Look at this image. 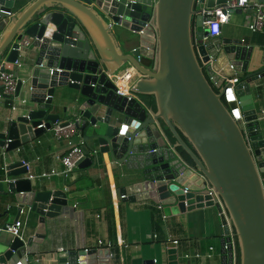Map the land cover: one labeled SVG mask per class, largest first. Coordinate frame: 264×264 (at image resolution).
<instances>
[{
  "label": "water",
  "instance_id": "water-1",
  "mask_svg": "<svg viewBox=\"0 0 264 264\" xmlns=\"http://www.w3.org/2000/svg\"><path fill=\"white\" fill-rule=\"evenodd\" d=\"M224 2L206 0V5ZM13 10L14 0H0V18H4L0 58L16 61L18 42L32 39L26 49H32L29 100L36 108L9 122L6 131L0 132V147L9 139V151L49 130L58 118L47 111L53 97L71 98L77 106L62 124L72 120L81 133L85 157L76 163L77 169L92 166L96 157L106 155L125 167L120 176L140 172V181L118 191L136 193L128 199L155 200L156 195L166 214L184 211L183 200L203 193L197 186L203 187L204 179L228 217L237 264H264V138L250 87L264 78V61L251 63L253 47L220 36L201 43L208 30L202 28L194 0H31L17 13ZM6 12L14 15L7 19ZM149 19L156 36L155 53L147 54L153 57L151 67L137 60L138 51L124 50L119 44L123 28L131 23L144 25ZM194 37L202 60L211 61L206 67L197 57ZM147 38L141 36L140 42ZM124 64L139 75L131 98L116 94L108 78ZM21 85L18 81L17 93ZM143 96L153 97L154 108ZM21 165H7L5 176L21 173ZM154 175L156 180L151 182ZM184 186L189 190L185 195ZM0 193L17 202L15 219L24 207L38 215L34 237L0 231V264H26V246L42 241L45 219L63 212L70 193L36 189L27 178L0 181ZM215 207L219 210V205ZM222 244L223 240L220 264L227 252ZM167 253L168 264H178L175 248ZM107 255L106 248L82 249L58 253L57 262L109 264Z\"/></svg>",
  "mask_w": 264,
  "mask_h": 264
},
{
  "label": "crops",
  "instance_id": "crops-1",
  "mask_svg": "<svg viewBox=\"0 0 264 264\" xmlns=\"http://www.w3.org/2000/svg\"><path fill=\"white\" fill-rule=\"evenodd\" d=\"M30 1L14 0L13 11L17 13L20 7ZM249 15L248 11L231 13L229 21L221 27L218 36L222 39L241 40L242 46H252L251 63L257 65L264 61V30L251 32L246 27ZM122 34L124 39L119 44L123 43L124 50H132L139 45L141 36L137 33L123 28ZM31 54L32 49L20 51V66L13 67L17 80L22 83L14 103L11 105L7 97L0 95V132L6 131L12 119L26 113L27 109L36 108V104L29 100L33 65ZM4 59L5 56L1 57L0 62ZM149 60L151 59L144 58L142 62L146 65ZM250 87L254 107L259 114L264 109V78L252 82ZM72 94L76 96L77 92L73 90ZM75 106L77 104L71 98L59 100L54 96L51 109L47 111L57 114L55 121L63 123L67 115L75 111ZM66 108H70L69 112ZM259 122L264 138V117ZM170 148L168 145V149ZM66 151V144L55 138L51 130H45L34 139L5 151L3 160L0 157L1 169L3 164L11 165L22 161L26 164L21 165L24 169L21 173L11 177L5 176L3 171L0 181L27 178L36 189H62L70 193L68 205L63 212L57 217L45 219V236L42 241L26 246L28 264H58V248L67 253L106 247L112 256L110 264H168L167 249L171 240L177 241L175 254L178 264H220L217 247L222 227L215 206L201 205L175 214H166L164 205L161 204V208H158L151 198L121 199L118 189L140 181V172L135 171L122 177L120 173L125 167L109 161L106 155H103V159L96 157L92 166L75 168L67 175L42 176L52 169L62 170L58 158ZM170 168L173 169L171 166ZM154 180L155 175L151 182ZM4 190H7L6 185ZM16 211L17 202L10 195L0 193V225L15 220ZM18 219L23 221L22 237H34L38 215L24 207ZM99 240L102 245H98ZM210 246L215 248L211 258L195 257V254H204Z\"/></svg>",
  "mask_w": 264,
  "mask_h": 264
},
{
  "label": "built area",
  "instance_id": "built-area-1",
  "mask_svg": "<svg viewBox=\"0 0 264 264\" xmlns=\"http://www.w3.org/2000/svg\"><path fill=\"white\" fill-rule=\"evenodd\" d=\"M215 2V0H214ZM237 8H240L243 12L248 11L251 9V13L249 17L246 20V27L251 32H260L264 30V1L260 0H225L224 3H214L213 6L208 7L206 5V0H194V10L195 13L202 16V28H205L208 30V33L205 34L201 38V43L207 41L208 39L218 37L221 31V27L226 24L229 21V17L231 13H233ZM7 13V19L12 17L14 15L13 12H6ZM4 20V18H0V21ZM128 29H130L133 33H137L139 36H147L148 38L144 43L140 42L139 45L134 47L132 51H138L137 60L142 61L144 58H148L147 54L150 51H155V44H156V36L155 31L153 29V25L151 20L149 19L144 23V25H136L131 23L128 26ZM151 31V32H150ZM2 34V29L0 28V36ZM32 42V39L29 37H24L18 42V49L20 51H24L30 43ZM199 45V40L194 37V46L196 50L197 57L202 64L203 67H206V65L211 64V61H203L202 56L199 54L197 47ZM211 58V57H210ZM151 61L153 60L152 58ZM16 66H20L18 59L14 62H7L5 59L0 62V95L7 97L8 100L11 102V105L14 103L16 99V87H17V77L14 72V68ZM233 66L230 65V68ZM136 75H138L137 72H135L134 68L131 65H126L122 70L118 71L117 73L109 74L108 78L111 79L112 83L115 86V92L118 95L127 96L128 98H131L133 94L131 93V87L133 85V82L136 78ZM14 108V106H12ZM264 117V109H262L259 114L257 113V119H261ZM52 131V134L60 141H63L67 146V151L65 154L60 156L58 158L59 163L62 166V170L58 171L56 169H52L49 173H43L42 176H49V175H67L76 168V163L79 160H82L85 157V154L82 151V139H81V133L80 131L75 127L74 121H69L67 124H62L61 122H55L51 128L49 129ZM9 139L5 140L4 145L0 149V157L3 160L5 157V151L7 143L9 142ZM247 141L249 143V138L247 136ZM23 165H26L22 161ZM2 170L4 173H7V165H2ZM32 178V176H29ZM199 177H202L199 175ZM15 180V179H13ZM8 180L4 179V182H7ZM203 187H200L198 185V191H203V193L197 192L195 193L191 198H186L183 200L184 208L186 209L189 206L198 207L199 205H206L207 203H211V206H215V204L219 205L218 215L221 222L222 227V234L220 241L223 240L222 248L227 250L226 252V259L223 264H237V257H236V249H235V241L233 236V231L231 229L228 217L225 213V211L222 208V205L220 204V200L216 193L212 190V188L209 186V184L203 179ZM189 192L188 186H184L182 188V194L185 195ZM141 192L140 194H142ZM136 194L134 191L129 192H120L119 198L121 199H128L131 195ZM200 196L201 199H196L197 196ZM155 202L158 205V208H161V202L159 201L158 197L155 195ZM145 197L141 196V199ZM148 198V197H146ZM22 227H23V221L20 219H15L13 221L7 222L3 225H0V231H4L6 233H9L13 237H22ZM219 241V244H220ZM170 248H175L177 241L171 240L168 242ZM98 245H102V241H98ZM172 245V246H170ZM228 246H230V249L228 250ZM219 247H217L218 255H219V261L221 262V254L219 252ZM105 249V248H104ZM108 249V263L110 264L111 259V253ZM167 249V250H168ZM58 253L64 252L62 248H58ZM89 250V249H84ZM230 252V257H228L227 253ZM66 252V251H65ZM215 252V248L213 246H210L208 250L204 254H195L196 258H201L204 256L205 258H211ZM57 253V256H58ZM188 259V258H186ZM98 258L96 259V261ZM66 264L65 262H62ZM28 264V262H26Z\"/></svg>",
  "mask_w": 264,
  "mask_h": 264
},
{
  "label": "trees",
  "instance_id": "trees-1",
  "mask_svg": "<svg viewBox=\"0 0 264 264\" xmlns=\"http://www.w3.org/2000/svg\"><path fill=\"white\" fill-rule=\"evenodd\" d=\"M151 65H152V61H151V60H149V61L146 62V66L151 67ZM143 99H144V100H145L150 106H152V107L154 108V101H153V97H152V96H143ZM171 140H173V139L171 138ZM179 151L181 152V154L183 155V157H184L186 160H188V161L191 162V160L189 159L188 155H187L185 152H183L181 149H179ZM2 173H3V170L0 168V178H2ZM262 181H263V185H264V173H262ZM29 264H31V263H29Z\"/></svg>",
  "mask_w": 264,
  "mask_h": 264
},
{
  "label": "flooded vegetation",
  "instance_id": "flooded-vegetation-1",
  "mask_svg": "<svg viewBox=\"0 0 264 264\" xmlns=\"http://www.w3.org/2000/svg\"><path fill=\"white\" fill-rule=\"evenodd\" d=\"M168 138L171 140V136L169 134H167Z\"/></svg>",
  "mask_w": 264,
  "mask_h": 264
},
{
  "label": "rangeland",
  "instance_id": "rangeland-1",
  "mask_svg": "<svg viewBox=\"0 0 264 264\" xmlns=\"http://www.w3.org/2000/svg\"><path fill=\"white\" fill-rule=\"evenodd\" d=\"M7 235H10L9 233H7ZM10 236H12V235H10Z\"/></svg>",
  "mask_w": 264,
  "mask_h": 264
}]
</instances>
